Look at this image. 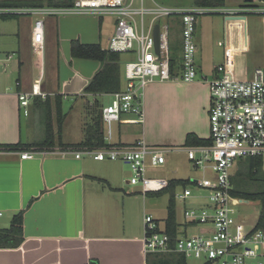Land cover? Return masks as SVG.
<instances>
[{"label": "crops", "instance_id": "crops-1", "mask_svg": "<svg viewBox=\"0 0 264 264\" xmlns=\"http://www.w3.org/2000/svg\"><path fill=\"white\" fill-rule=\"evenodd\" d=\"M150 1L155 4L154 0ZM72 3V0H0V7H64ZM187 5L170 8L237 10L249 5L263 7L264 0H224L223 6L201 5L198 0H191ZM231 17L240 16L211 14L198 18L195 41L200 78H215L219 65H226L241 80L251 78L256 69L264 68V15ZM38 19V16L0 17V264H176V258H155V255L184 257L182 254L145 253L144 218L152 215L161 230H165L172 193L164 192L171 182L192 181L186 177L188 162L198 170L188 157L187 148L192 146L186 142L190 134L201 140L210 139L208 84L157 80L145 91L144 123H131L130 115H124L121 122L105 123L102 119L103 147L145 141L170 149L164 165H149L147 169V179L163 180L168 186L145 193L143 182L130 183L133 173L124 162L60 154L67 148L79 150L76 146L84 141L93 120L90 108L96 105L92 110L95 112L97 106H102L100 97L116 94L85 92L102 69V63L75 58L73 43L99 45L109 51L114 33L105 35L103 18L45 16L42 18L44 47L35 51L33 34ZM160 22L170 25V47L181 58V19L167 18ZM123 54L134 56L121 53L120 92L127 88L128 61L122 59ZM39 91L46 97H33L25 115L20 95ZM72 102L73 106L67 105L70 109L65 113L66 104ZM73 111L76 113L72 114ZM9 148L11 152H4ZM34 151L38 152L34 158L22 159L23 153ZM156 168L164 176L163 170L170 168V175L166 176L172 177H148ZM207 175L212 177L211 173ZM181 186L173 190L175 195ZM164 194L169 199L167 216L161 220L147 213L151 209L155 212L153 208L159 203H151L148 198ZM237 200L239 220L255 229L261 204L257 202L258 213L251 219L244 215V207L251 201ZM190 201L197 207L203 205ZM178 203L176 200V214ZM188 205L184 203L181 208V220L177 215L179 234L188 229L184 218ZM21 214L23 229L18 232L16 223ZM200 230L190 226L187 232L196 234ZM259 253V257L249 259L247 264H264V246ZM184 258L189 264V259Z\"/></svg>", "mask_w": 264, "mask_h": 264}, {"label": "built area", "instance_id": "built-area-1", "mask_svg": "<svg viewBox=\"0 0 264 264\" xmlns=\"http://www.w3.org/2000/svg\"><path fill=\"white\" fill-rule=\"evenodd\" d=\"M262 1V0H260ZM223 14L226 16L264 15V6L237 10L222 8H170L155 3L147 7L145 0H74L64 7H0V17L38 16L34 27V50L43 49L45 16L84 15L116 18L117 27L110 40L109 50L128 53L136 60L125 67L127 88L114 95V101L102 111L105 123L121 122L130 115L133 124L145 122V91L154 81H202L210 91L209 121L211 144L187 148L190 161L203 171L204 178L192 180L175 195L179 202L196 200L200 207H187L184 218L188 224L201 228L199 233L178 235L173 246L171 236L161 230L152 215L144 218L145 253L177 252L187 259H201L205 264H247L260 256L264 246V230L249 228L239 220L238 200L233 197L231 178L235 164L248 158L264 160V68L254 71L251 78H236L226 65L216 67L217 76H199L197 66L196 24L199 17ZM150 17L147 25L146 18ZM180 18L182 55L180 73L171 67L170 25H160V51L156 52L155 26L163 19ZM45 93L21 94V107L28 115L30 100ZM169 148L152 146L145 141L133 145H108L103 148H67L62 157L74 154L80 159L88 156L96 161H121L131 167V184L143 182L144 192L159 191L168 186L163 180L147 179L148 166L159 167L166 162ZM12 149L4 152H11ZM38 152H26L22 159H32ZM45 154H54L46 152ZM207 173H211L209 177ZM206 174V175H205ZM193 187L200 191H196ZM194 190L197 192L194 194Z\"/></svg>", "mask_w": 264, "mask_h": 264}, {"label": "trees", "instance_id": "trees-1", "mask_svg": "<svg viewBox=\"0 0 264 264\" xmlns=\"http://www.w3.org/2000/svg\"><path fill=\"white\" fill-rule=\"evenodd\" d=\"M74 2V0H72ZM198 3L201 5H212L213 6H223L224 0H198ZM39 7V6H33ZM171 48V47H170ZM173 48H171V51ZM72 54L75 58L82 59H91L99 61L102 63V69L95 75L91 80L89 85L85 88V92L89 94L97 93H119L121 91L120 84V65H121V53L111 52L110 50H102L99 45H84L79 42L73 43ZM180 56L174 52L171 53V67L172 73L176 76L175 69L180 62ZM102 106H97L93 115V120L90 122L89 127L87 128V133L84 141L79 144V149L81 148H103L104 146V132H102ZM61 125V124H60ZM49 139L52 138V135L48 136ZM187 146H202L211 144V140H201L196 138L195 135L190 134L187 137ZM48 147H52L47 145ZM42 148V147H41ZM241 169L235 175H232V195L235 198L243 199L251 202H259L261 204V213L256 225V230H264V160L261 158H248L245 160L239 161ZM190 181H175L171 182L168 191L170 192L171 199L168 208V217L165 221L166 227L165 231L171 236L172 244L174 246L176 239L179 235L180 224L177 222L176 214V199L175 194L173 193L174 189L177 186H186ZM258 185V186H257ZM261 189H257L258 187ZM22 217L16 223V228L18 232H22ZM193 226L192 224H185V227L188 228ZM12 234V231H11ZM168 256V257H167ZM165 259H177L176 264H187V261L184 257L178 256L176 254H170L165 256L155 255V258ZM167 257V258H166Z\"/></svg>", "mask_w": 264, "mask_h": 264}, {"label": "rangeland", "instance_id": "rangeland-1", "mask_svg": "<svg viewBox=\"0 0 264 264\" xmlns=\"http://www.w3.org/2000/svg\"><path fill=\"white\" fill-rule=\"evenodd\" d=\"M154 1H155V3L157 5L166 6V7H177L178 5L179 6L180 5H185V7H188L189 5H187V4H191V0H154ZM145 5L147 7L155 6V4L154 3L152 4L150 0H146ZM74 16H84V15H74ZM58 17H61V16H58ZM92 17H95V16H92ZM212 17H216V16H212ZM95 18H99V19L103 18L104 19L102 21L105 22L104 23V27H105L104 28V33H105V35L106 34L108 35V33H110L111 31H112V35H113V33L115 34L116 27H117V21H116V18L115 17H113V16H105V17H95ZM150 19H151L150 17H147L146 18L147 25H149ZM158 24H161V22H158ZM171 36H172L171 40L173 41V32H172ZM123 56H122V59H124L125 62H127V61L128 62H133V61L136 60V56L135 55L134 56H127V55L125 56L123 54ZM124 60H122V63L123 64H125L124 63ZM177 68H178L177 69V71H178L177 73H180L181 74V71H179L180 70V67L177 66ZM178 81H182V80H178ZM98 100L101 103L102 107L105 108V107H108L110 104L113 103L114 97L113 96H103V97H100ZM73 104H74V102H72L71 104H69V103L66 104V106H65V113H68L67 108L70 109V106H73ZM67 105H70V106L67 107ZM95 107H96V105H94V106H92L90 108L91 109L90 110L91 113H92V110L95 109ZM73 113L75 114L76 111H73L72 114ZM72 117H73V115H72ZM42 130L44 132V125L43 124H42ZM210 136H211V131H210ZM239 165H240V162L238 161L235 164V167H234V170H233V174L234 175H235V173H238L239 170L241 169V167H239ZM185 169H186L185 172L187 173L186 174L187 175L186 177H189L192 180H197V179H203L204 178L203 171H201V170H194L192 164L189 163V162H188V165L185 167ZM152 170H154V173L151 172L149 174L148 177H150V178H159V177L168 178V177H172V175L171 176H166V175H170V173H169L170 172V168H166V169L163 170L166 173L165 176H164V174L158 168L152 169ZM193 188L196 191H200V190H198L195 187H193ZM261 188H263V186L262 187L260 186L257 189H261ZM133 189H135V187ZM177 190H178L177 192H182L183 191L182 186L179 187ZM195 190H194V194L197 193ZM154 196L155 195H149L148 201L151 202V203L152 202H159L158 203V207L157 208H153L154 210H156L155 212L151 209L147 213L148 214H152L153 213V215H156L157 218H160L161 220H164L166 218V216H167V204H168L169 196H168V194L159 195V197H154ZM188 204H189L188 206L190 208H193L194 206H197L196 203L193 202V201H190V203H188ZM183 206H184V203H180V202L178 203L177 215H178L179 220L182 219V214H181L182 213V211H181L182 209L181 208ZM149 208H151V207H149ZM258 209H259V204L257 202H250L249 205H247L246 207H244V215L247 216L246 218L253 219L254 215H256L258 213ZM245 212H246V214H245ZM188 263L189 264H203L204 261L201 260V259L191 258V259H189Z\"/></svg>", "mask_w": 264, "mask_h": 264}, {"label": "water", "instance_id": "water-1", "mask_svg": "<svg viewBox=\"0 0 264 264\" xmlns=\"http://www.w3.org/2000/svg\"><path fill=\"white\" fill-rule=\"evenodd\" d=\"M247 1H251V0H247ZM232 19H244L245 17H231ZM154 37H155V41H156V52L159 53L160 51V25L157 24L155 26V30H154Z\"/></svg>", "mask_w": 264, "mask_h": 264}]
</instances>
